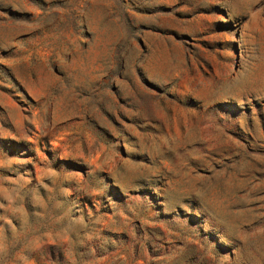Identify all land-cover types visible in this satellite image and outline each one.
<instances>
[{
	"label": "rangeland",
	"instance_id": "obj_1",
	"mask_svg": "<svg viewBox=\"0 0 264 264\" xmlns=\"http://www.w3.org/2000/svg\"><path fill=\"white\" fill-rule=\"evenodd\" d=\"M0 264H264V0H0Z\"/></svg>",
	"mask_w": 264,
	"mask_h": 264
}]
</instances>
